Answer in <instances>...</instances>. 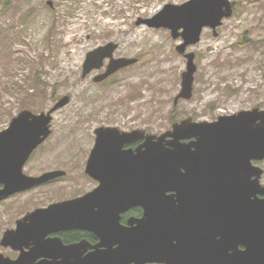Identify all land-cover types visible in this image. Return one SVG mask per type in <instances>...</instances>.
Returning a JSON list of instances; mask_svg holds the SVG:
<instances>
[{"label":"rangeland","instance_id":"374dc122","mask_svg":"<svg viewBox=\"0 0 264 264\" xmlns=\"http://www.w3.org/2000/svg\"><path fill=\"white\" fill-rule=\"evenodd\" d=\"M186 1L0 0V131L22 110L47 112L69 97L52 113L51 132L27 165L31 174L51 169L64 174L1 201L0 215L2 207L24 210L80 189L74 184L82 181L93 129L140 131L139 139L159 136L187 118L212 122L264 108V0H229L232 15L216 34L202 29L199 41L186 49L195 54L192 96L174 102L186 68V58L175 49L183 40L168 28L137 22ZM108 42L117 45L114 57L136 62L106 80L93 81L96 71L82 77L86 53Z\"/></svg>","mask_w":264,"mask_h":264},{"label":"water","instance_id":"95a60500","mask_svg":"<svg viewBox=\"0 0 264 264\" xmlns=\"http://www.w3.org/2000/svg\"><path fill=\"white\" fill-rule=\"evenodd\" d=\"M232 12L229 0H188L180 5L167 4L153 17L137 22L168 28L173 38L180 36L183 40L175 47L186 58L175 103L179 98L189 99L192 96L195 54L186 52L187 47L199 41L204 27H210L215 35L216 27ZM116 47L115 43L108 42L86 53L81 76L102 68L106 59L105 71L94 76L93 81H101L136 62V58L114 57ZM68 102L69 97L63 96L47 112L36 114L22 110L11 119L6 129L0 131V201L64 174L63 171H47L31 176L23 173V166L33 150L49 136L52 113ZM257 117L261 122L254 125ZM95 134L94 149L87 164L91 173L100 166L115 167L124 158L115 151L124 142L138 138L142 132L125 133L117 128L98 127ZM192 136L197 137L195 142H180L182 138ZM143 147L142 150L137 149L136 155L129 156V160L141 167L143 172L145 164L151 165L154 201L164 199L163 193L169 189L179 192L178 204L170 200L165 207L153 205V242L146 253L151 262L264 264V196L257 197V194L264 195V185L258 181L262 171L259 168L254 180L250 179L251 168L249 175L243 178L236 174V165L240 160L264 159V109L253 107L219 116L212 122H193L187 118L173 124L172 130L159 136L147 135ZM105 151L108 154H104V158L108 160L99 165L96 155ZM193 166L200 167V174L216 173L220 176L215 175L216 179L210 183L209 180H186L182 177L181 168ZM190 182L194 186L190 188L193 192L188 194L184 190ZM212 185H216V190ZM70 205L73 202H61L50 207L57 210ZM34 215L28 214L18 221L17 229L28 219L32 223ZM31 223L25 226L24 231L33 230ZM11 240L6 233L2 243L6 245ZM8 263L31 264V261L20 257Z\"/></svg>","mask_w":264,"mask_h":264},{"label":"flooded vegetation","instance_id":"af4514ba","mask_svg":"<svg viewBox=\"0 0 264 264\" xmlns=\"http://www.w3.org/2000/svg\"><path fill=\"white\" fill-rule=\"evenodd\" d=\"M106 64L107 61L104 60L102 68L92 70L96 71L90 75L92 80L94 76L105 71ZM253 107L264 109L259 106ZM260 122L259 117L253 121L254 125ZM96 129H93L85 151L81 173L83 185H81L82 181L74 184L80 189L69 192L64 198L46 202L43 205L27 207L24 210H17L15 207L1 208L6 210L1 211L0 215L2 220L0 223L1 264L3 261L7 262L5 264H9L10 261L15 262L20 257L31 261V264H58L63 261L67 264H163L151 262L146 254L153 242V205L159 204L157 207H165L168 206L170 200L178 204L179 192L169 189L163 193L164 199L154 201L151 165L145 164V172H143L141 167L130 162L129 156L136 155L138 148L141 150L144 148L143 144L147 135L137 138L138 140L124 142L121 148L115 151L116 154L124 156L115 167L100 166L96 172L91 173L87 164L94 149ZM129 131L131 130L126 132ZM196 140L197 137L192 136L182 138L180 142L189 144ZM237 144L240 143L237 142ZM40 146L31 153L24 164V174L39 176L50 171L38 174H31L27 171L30 158L39 153ZM104 154H108V151L98 152L96 155L99 165L108 160L104 158ZM263 162L264 159L240 160L236 165L238 175L241 178L249 175L251 168L250 179L254 180L260 168L262 173L258 181L264 185L262 179L264 169L260 167ZM136 170H139V173H136ZM181 172L186 180H209V183L216 179L215 175H218L216 173L200 174V167L197 166L181 168ZM59 178L61 176L31 189L53 184ZM185 186L184 192L188 194L193 192L190 189L194 186L193 183L190 182ZM215 187L216 185H212L214 190H216ZM263 196L257 194V197ZM61 202H71V204L73 202V205L61 206L57 210L50 207L52 204ZM14 210L17 212L12 214ZM31 213H35L32 223L28 219L21 228L17 229L18 221ZM30 223L34 225L33 230L24 231L25 226ZM6 233L12 240L11 243L4 245L2 241Z\"/></svg>","mask_w":264,"mask_h":264}]
</instances>
